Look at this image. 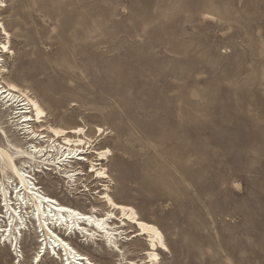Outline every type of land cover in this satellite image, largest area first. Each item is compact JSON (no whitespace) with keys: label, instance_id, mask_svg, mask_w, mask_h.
<instances>
[{"label":"rangeland","instance_id":"374dc122","mask_svg":"<svg viewBox=\"0 0 264 264\" xmlns=\"http://www.w3.org/2000/svg\"><path fill=\"white\" fill-rule=\"evenodd\" d=\"M4 1L3 78L54 126L103 129L111 195L163 232L161 264H264V0ZM32 179L84 208L53 176ZM26 231L21 264L42 241ZM127 248L142 259V242ZM13 254L0 241V264Z\"/></svg>","mask_w":264,"mask_h":264},{"label":"bare ground","instance_id":"6f19581e","mask_svg":"<svg viewBox=\"0 0 264 264\" xmlns=\"http://www.w3.org/2000/svg\"><path fill=\"white\" fill-rule=\"evenodd\" d=\"M2 7H6L4 0H0V12ZM10 44V35L0 19V241L3 248L14 253L15 264H21L23 231L32 227L37 239L42 241L30 264H42L46 257L61 264H96L73 241L94 253L114 255L121 264H161L160 255L170 253L163 232L144 220L134 207L117 202L111 195L112 180L106 165L112 152L97 147L103 129L96 127L91 133L85 127L49 123L46 111L30 91L3 78L6 72L3 57L13 54ZM36 174L45 178L53 176L58 186L85 196L84 208L63 204L59 198L37 188L32 179ZM135 242H142V259L128 258L133 252L127 245Z\"/></svg>","mask_w":264,"mask_h":264},{"label":"snow or ice","instance_id":"6c2138e0","mask_svg":"<svg viewBox=\"0 0 264 264\" xmlns=\"http://www.w3.org/2000/svg\"><path fill=\"white\" fill-rule=\"evenodd\" d=\"M5 51H7V49H5Z\"/></svg>","mask_w":264,"mask_h":264}]
</instances>
